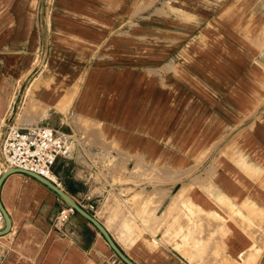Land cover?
I'll return each instance as SVG.
<instances>
[{
  "label": "crops",
  "instance_id": "0c3cea01",
  "mask_svg": "<svg viewBox=\"0 0 264 264\" xmlns=\"http://www.w3.org/2000/svg\"><path fill=\"white\" fill-rule=\"evenodd\" d=\"M14 2L9 0L5 4L4 0L0 1V23L9 18L14 20L17 11ZM59 4L66 5L67 2L64 0ZM38 5L39 0H28V31L35 23ZM73 6L78 11L106 20L110 27L107 32L98 33V39L87 43L72 37L57 39L60 42L58 46L66 48L63 50L65 54L77 53V49L89 50L83 54L89 64L82 68L84 78L77 82L74 96L68 97L62 107L65 111L61 125L57 118L46 123L64 130L75 129L95 145L104 147L98 143L105 144L119 154V159L127 160L129 169L137 163L147 164L171 175L172 180L156 182L158 188L169 190L158 213L170 206L174 187L184 185L197 205L206 210H216L226 217L229 231L225 236L218 234L208 242H197L193 262H190L176 248L182 243L180 236L171 243L161 241V235L177 210H170L168 221L153 236L150 232L140 233L132 210L110 205L112 192L123 198V188H137L144 182H120L112 188L104 182L86 185L72 174L78 170L75 162L58 158L54 170L62 179L61 188L78 202L87 200L95 203L98 207L95 217L137 264H220L224 256L243 263L242 255L246 253L258 254L252 264H264V242L246 227L240 217L229 214L204 189L206 183L213 180L233 202L241 205L251 199L264 210V122L258 121L255 126L248 125L226 133L224 140L215 148L213 157L205 161L198 171L185 176L182 182L179 183L180 178L175 180L179 172L173 168L192 166L195 153H205L206 142L193 150L196 143L190 146L188 141L191 138L197 140V136L203 135L206 140L219 130L223 122H240L258 108L255 107L259 100L241 114L240 111L249 105V86L234 80L233 74L237 73L234 67L229 64L210 66L205 56L217 57L224 51L220 48L219 38L230 42L238 40V36H249L245 31L248 23H251L249 30L258 34L264 28V0H73ZM72 21L69 25L75 30L97 34L90 30L91 25ZM40 36L34 27L28 39L20 41L13 36L9 44L10 38L0 39L3 40L0 43V131L7 126L5 121L10 119L32 78ZM46 37L48 34H44L42 39L48 43ZM201 37H216L208 51H205L208 46L206 40L202 42L205 50L199 47ZM188 55L200 58L203 69H214L218 77L232 85L239 98L234 109L225 106L220 93L196 77ZM30 82L28 95L38 87ZM182 84L199 98L200 109L204 108L207 117L204 124L197 125L198 115L190 116L188 109L181 113L178 107L181 98L175 90ZM44 85L39 84L40 95ZM86 92L90 96H84ZM263 105L259 104L258 111ZM75 116L79 120L80 116L89 118L103 130L100 132L99 126L92 127L90 131L82 124L77 126L80 121H73ZM214 119H218L220 124L210 128ZM168 168L171 174L165 173ZM147 186L153 184L147 183ZM0 199L11 219L9 231L0 235V264H127L98 228L78 212L64 222L59 221L61 210L68 204L38 177L26 172L9 174L2 184ZM242 210L248 215L246 209ZM204 228L205 234L208 233V226ZM195 237L199 239L197 234Z\"/></svg>",
  "mask_w": 264,
  "mask_h": 264
},
{
  "label": "rangeland",
  "instance_id": "374dc122",
  "mask_svg": "<svg viewBox=\"0 0 264 264\" xmlns=\"http://www.w3.org/2000/svg\"><path fill=\"white\" fill-rule=\"evenodd\" d=\"M8 1L9 0H4V3L6 4ZM61 1L63 2L64 0H39V5L34 14L35 23H32L29 31L26 24L28 0H15L13 5L17 7V11L14 14V20L13 18H9L6 22L0 23V39L6 40L10 38L7 41L8 44L9 41L13 39V36H17L20 41L28 39L34 27L36 28V31L40 33V49L36 52V63L33 65L34 68L31 71L32 78L30 81L34 82L33 84L38 85V87L40 83L46 84L44 85L45 89L41 95L39 94L38 87L33 91V94H31L30 91L28 95V86L31 83L30 81L28 82L10 119L5 121L6 125L16 122L20 126H25L37 123L38 121H41V123H46V121L50 120L56 121V118L59 125H61V116H64L65 111L62 107L66 101H68V97L74 96V93L77 91V82H81L84 78L82 68L89 63L83 54H85L84 52H89V50L77 49V53H72L71 51L70 54H65L63 50L65 51L66 48L63 49V47L58 46L60 42H58L57 39L62 37H72L75 39H82L84 43H87L90 40L98 39L100 37L98 36V33H105L109 30L110 24L106 20H101L93 15L76 10L73 6V0H65L67 4H61L60 6L59 2ZM104 12L105 11L102 8L101 13L103 14ZM72 20L82 21L91 25L90 30L95 31L97 34L83 29H80L81 31L75 30L74 26L69 25V22H73ZM48 23H50V25H48ZM246 25L249 26H246L245 29L246 34L249 36H238V38H236L238 40L230 42L217 37L220 39V48L224 51L218 54L217 57L215 56L212 58L208 55L205 57L208 65L211 64L216 66L229 64L234 67L237 72L233 74L236 77L234 80L249 86V95H247L249 105L245 107L244 110L239 109L241 110V114L246 113L257 100L259 101L256 103L257 105L255 108H258L256 110L253 109L242 118L240 122L235 123L229 121L230 124L223 122L219 130L216 133H213V136H209L206 140L203 138V135L197 136V140L191 138V140L188 141V144L193 146L194 142L196 143V145L193 146V150L198 144L204 142H206L208 147L206 151H204L205 153H202L201 155L195 153L192 166L188 165L185 168L181 166L179 168L173 166V168L179 172L178 175H175V180L180 178L179 183L184 180L185 176H189V174L196 171L202 164H204L205 161L207 162L213 157L215 154V148L224 140L227 135L226 133H230L233 130L248 125L255 126L256 123L259 124L258 121L261 123L264 122V28L261 31H258L257 34V32H253L254 30H249L251 23ZM70 29L72 30L71 32L69 31ZM5 32H7V34H4ZM44 34H48V37H46L48 43L46 40L44 42L42 39ZM182 38L188 37L182 36ZM195 38L197 39L198 37L196 36ZM214 38L216 37H201L199 47L205 50V48H202V42L203 40H206L208 46L205 51H208V49L211 48V41ZM2 41L3 40H0V43ZM53 41L54 44L52 43ZM188 58L191 60V64L195 66H193V70L196 73V77L200 81L205 82L208 86H211L214 91L219 92L221 95V102L225 106L234 109L235 102L239 100V98L232 85L218 77L214 69L207 67L203 69L200 65L202 64L200 58H196L194 55H188ZM185 70L188 71L189 69L185 67ZM227 85L228 87L226 90L224 87ZM219 86L221 88H219ZM179 88L175 90V93L181 98L178 106L181 113L186 112L185 110L188 109L191 113L190 116L198 115L197 125L204 124L205 118L207 117L204 108L200 109L198 103L199 98L196 97L187 86L182 84ZM84 96L88 97L90 96V93L86 92ZM259 104L263 105L260 111H258ZM80 118V120L78 116L72 118L73 121H80L78 125L72 121L75 126H80L82 124V127L88 131H90L92 127L94 129L99 126L98 123H95L89 118L84 116H80ZM217 120L218 119H214L210 123V128L215 127L219 123ZM187 121L188 117L185 120V123H187ZM98 128L100 132L103 130L100 126ZM261 129L263 130V127H261ZM1 131V133L4 134L6 126H4ZM98 144L103 145L104 148L108 147L105 144ZM187 162H185V164H188ZM127 164V160L125 159H118L115 161L113 166L114 170L111 173L113 180L117 182V184L126 181L144 182L145 184L137 186V188H123L121 190L125 193L123 198H118V196L112 192L113 197L111 198L113 200H111L110 205L113 204L120 207V209L124 208L125 210H127V207L130 211L132 210L136 219V228H138L140 233L150 232L155 236L160 228L168 221V218L171 215L170 210L174 208L177 212L175 213L173 220L168 223L164 233L161 235V241L171 243L176 236H180L182 243L177 245L176 248L180 250L190 262H193L192 258L195 256V245L197 242H208L218 234L222 236L227 234L229 228L226 224V217L216 210H206L197 205L192 200L189 189L184 185L179 184L174 187L172 192V195L174 194L171 201L172 205L170 203V206L167 209L162 213H158L157 210L162 205L169 190L167 191L165 188H158L155 186L156 182H166L172 180L173 177L161 173L155 168V166L151 168L148 167L147 164L144 165L137 163L132 169H129ZM117 170L120 173L119 176L117 175L118 177L114 173ZM169 170L170 168L165 169V173L171 174L172 171ZM147 183H152L153 186L148 187ZM141 189L149 190L151 193L154 192L153 189H155L159 195H156L151 202L142 206L136 198L137 194H135ZM204 189L215 198L219 205L227 209L229 214L240 217L242 221L247 224V226H245L248 227L250 231H254L255 235L259 236L260 240L264 242V210L260 208L255 201L247 199L242 202L241 205L237 202H233L226 194L217 188L213 180L208 181L204 186ZM133 195L136 196L133 197ZM135 201L136 203L138 202L137 204H139V207L136 206V203H134ZM242 208L248 211V215L243 212ZM158 216L161 217V221L159 220L158 223H153L152 220ZM205 225L208 226V233L206 234L204 228ZM198 227H200V229ZM196 228H198L199 231ZM196 234L199 236V239L195 237ZM191 241L194 243L192 244ZM155 243L157 242L155 241ZM259 252L260 249L257 250V253ZM257 255L258 254L250 253L242 255L244 260L243 263L231 259L228 256H224L220 261V264H252L256 260Z\"/></svg>",
  "mask_w": 264,
  "mask_h": 264
},
{
  "label": "built area",
  "instance_id": "2783aa9c",
  "mask_svg": "<svg viewBox=\"0 0 264 264\" xmlns=\"http://www.w3.org/2000/svg\"><path fill=\"white\" fill-rule=\"evenodd\" d=\"M1 135L0 179L8 170L23 168L62 187V179L55 173L53 166L58 158H63L77 164L78 170L72 171V174L86 185L94 186L104 182L112 188L117 184L111 173L119 154L93 144L75 129L68 131L41 122L25 126L12 122L7 124L5 133ZM78 203L94 216L97 215L98 207L95 203L87 200ZM74 213H77L76 209L68 204L61 210L58 220L64 222ZM4 228L5 217L0 207V230Z\"/></svg>",
  "mask_w": 264,
  "mask_h": 264
},
{
  "label": "water",
  "instance_id": "95a60500",
  "mask_svg": "<svg viewBox=\"0 0 264 264\" xmlns=\"http://www.w3.org/2000/svg\"><path fill=\"white\" fill-rule=\"evenodd\" d=\"M13 172L29 173L33 176L38 177L40 180H42L43 182L48 184L67 202V204L72 205L79 214H81L86 219L90 220L98 228V230L102 233V235L106 239L107 243L112 247V249L115 251V253L121 258V260H123L127 264H137L119 247V245L115 242V240L113 239V237L111 236V234L109 233L107 228L90 211L86 210L75 199H73L70 195H68L61 187H59L58 185H56L55 183H53L49 179L45 178L44 176H42L38 173L32 172V171L23 169V168H13L11 170L4 172V174L2 175V177L0 179V191H1V187H2V184L5 180V178ZM0 207H1V210H2L4 217H5V228L0 230V235H1V234H5L9 231L10 226H11V219H10L8 212L4 208V206L1 202V199H0Z\"/></svg>",
  "mask_w": 264,
  "mask_h": 264
},
{
  "label": "bare ground",
  "instance_id": "6f19581e",
  "mask_svg": "<svg viewBox=\"0 0 264 264\" xmlns=\"http://www.w3.org/2000/svg\"><path fill=\"white\" fill-rule=\"evenodd\" d=\"M12 102V101H11ZM1 132V131H0ZM115 174H116V176L118 175H120V173H119V171L117 170V171H115L114 172ZM117 176V177H118ZM154 190V192H150L149 190H145V189H141L140 191H138L137 193H135V194H137V200H138V202L142 205V206H145V204L146 203H148V202H151L152 200H153V198L156 196V195H159L158 194V192H156L157 190H155V189H153ZM160 193V192H159ZM136 196V195H135ZM134 195H133V197H135ZM135 199V198H134ZM137 202V203H138ZM134 203H136V201L134 202ZM136 203V206H138L139 204H137ZM171 205H172V203H171ZM174 205V204H173ZM139 207V206H138ZM170 209V208H169ZM161 219V217L160 216H158V217H156V218H154L152 221H153V223L154 222H156V223H158L159 222V220ZM163 219V218H162ZM161 221V220H160ZM163 224V223H162ZM155 225V224H154ZM161 225V224H160Z\"/></svg>",
  "mask_w": 264,
  "mask_h": 264
},
{
  "label": "trees",
  "instance_id": "16d2710c",
  "mask_svg": "<svg viewBox=\"0 0 264 264\" xmlns=\"http://www.w3.org/2000/svg\"><path fill=\"white\" fill-rule=\"evenodd\" d=\"M53 169H54V166H53ZM55 171V170H54Z\"/></svg>",
  "mask_w": 264,
  "mask_h": 264
}]
</instances>
